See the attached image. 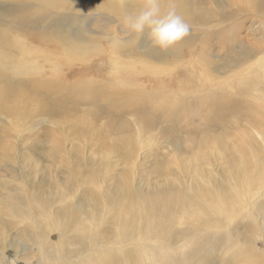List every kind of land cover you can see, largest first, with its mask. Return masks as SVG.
I'll list each match as a JSON object with an SVG mask.
<instances>
[{"label":"rangeland","instance_id":"1","mask_svg":"<svg viewBox=\"0 0 264 264\" xmlns=\"http://www.w3.org/2000/svg\"><path fill=\"white\" fill-rule=\"evenodd\" d=\"M0 0V264H264V0Z\"/></svg>","mask_w":264,"mask_h":264},{"label":"clouds","instance_id":"2","mask_svg":"<svg viewBox=\"0 0 264 264\" xmlns=\"http://www.w3.org/2000/svg\"><path fill=\"white\" fill-rule=\"evenodd\" d=\"M120 23L123 29L140 36L148 30L151 46L168 50L190 34V26L174 5L162 10L161 0H139V8L126 13Z\"/></svg>","mask_w":264,"mask_h":264}]
</instances>
